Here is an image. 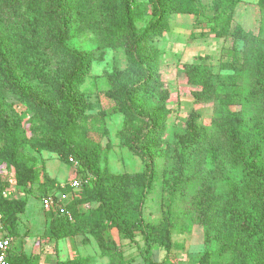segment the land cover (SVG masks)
<instances>
[{
    "label": "trees",
    "instance_id": "1",
    "mask_svg": "<svg viewBox=\"0 0 264 264\" xmlns=\"http://www.w3.org/2000/svg\"><path fill=\"white\" fill-rule=\"evenodd\" d=\"M239 2L211 0L215 36L242 43L240 55L225 62L231 73L181 63L187 83L194 87V101L211 103L214 116L203 125L199 109H191L183 128L165 142L170 90L162 79L155 41L168 31L172 14L199 18L203 8L198 0H0V161L13 166L16 189L30 187L37 179L36 170L19 158L26 145L73 162L81 180L77 200L69 199L74 191L69 185L41 195H68L65 206L71 219L50 211L53 237L90 230L101 253L113 258L118 245L101 233L113 227L136 245L143 264H167L156 261L153 250L157 244L168 253L174 245L168 237L175 226L171 210L158 224L145 221L140 210L154 176L152 163L164 154L171 166L162 171L163 189L173 201L189 194L190 219L204 226L203 264L213 254L221 256L217 264H264V38L232 24ZM257 4L264 7V0ZM148 8L151 18L137 27L135 22ZM86 29L95 34V49L79 51L66 45ZM117 47L123 48L127 66L108 73L111 87L106 94L125 118L121 145L143 162V169L134 173L100 169V146L87 136V103L79 90L92 60L101 58L105 48ZM54 63L62 64L59 73L52 70ZM14 102L33 113L36 131L30 140ZM7 186L0 179V231L12 238L7 263L35 264L32 256L13 251L16 215L24 210L25 199L3 195ZM78 202L97 205L80 212ZM83 263L82 258L58 262Z\"/></svg>",
    "mask_w": 264,
    "mask_h": 264
},
{
    "label": "rangeland",
    "instance_id": "2",
    "mask_svg": "<svg viewBox=\"0 0 264 264\" xmlns=\"http://www.w3.org/2000/svg\"><path fill=\"white\" fill-rule=\"evenodd\" d=\"M258 0H240L232 18V24L240 25L245 31L264 38V7L257 4ZM203 8V14L195 18L189 14H172L168 31L156 38L160 55V71L165 86L170 90L167 105L169 117L167 129L162 136L163 141L170 142L175 131L181 130L185 124L188 112L195 108L200 111L199 123L207 125L214 116L211 103H196L191 96L194 88L186 81V75L181 63L206 64L213 71L229 74L226 61L235 55H240L241 41L231 36L216 37L211 30L212 16L211 0H198ZM151 18L149 8L142 20L135 25L143 27ZM97 40L91 29H86L69 38L66 45L76 50H89L97 47ZM127 66V56L122 47L105 48L99 59L92 60L79 90L84 93L88 114L85 122L87 136L100 146L99 167L107 169L112 174L134 173L143 169V162L128 148L121 145L119 133L124 124L123 113L117 111V102L107 96L106 91L111 84L108 73L124 71ZM61 63H54L52 70L58 72ZM13 107L21 118V127L26 139L30 140L36 131V121L33 113L19 102ZM100 117V121L96 118ZM0 140V149L2 148ZM19 158L37 172V179L30 187L13 188L18 199H25L24 210L16 215L17 236L13 239V251L32 256L35 264H58L68 259L82 258L83 264H143L136 245L123 238L113 228L103 229L105 239L118 245L116 257L101 253L97 242L89 230L84 233L72 234L55 238L51 234L50 225L53 214L44 212L41 205V195L51 191L68 189V183L78 174L73 164L62 162L58 155L48 150H34L28 145L19 150ZM154 176L146 190L140 205L142 218L150 223L158 224L171 210L170 218L175 226L169 230V239L174 244L170 251L154 245L153 258L156 261L165 260L167 264H203L202 254L205 250L204 226L190 219V195L182 193L173 201L168 192L163 189V169L171 166L170 160L160 154L152 163ZM15 170L12 165L0 161V179L13 187ZM69 199H78L81 195L77 190L71 192ZM97 205L92 203H77V210L87 211ZM68 215L71 217L70 212ZM68 217V216H67ZM69 219V217H68ZM1 227V223H0ZM135 239L142 244L141 236L134 232ZM213 249V247H211ZM221 256L213 254L206 264H217Z\"/></svg>",
    "mask_w": 264,
    "mask_h": 264
},
{
    "label": "built area",
    "instance_id": "3",
    "mask_svg": "<svg viewBox=\"0 0 264 264\" xmlns=\"http://www.w3.org/2000/svg\"><path fill=\"white\" fill-rule=\"evenodd\" d=\"M68 185L73 190H78L81 186V180L75 177L71 181H69ZM13 188L14 187L7 186L6 188L3 189L2 194L8 197L12 196L14 194ZM40 198L43 209L47 211L56 209L60 214H65L66 216L69 217V219H71V217L68 215L65 206V203L68 199V195L65 192L60 191L55 196L46 195ZM11 243H12V238L10 236L3 235L2 232L0 231V264H8L7 253Z\"/></svg>",
    "mask_w": 264,
    "mask_h": 264
},
{
    "label": "crops",
    "instance_id": "4",
    "mask_svg": "<svg viewBox=\"0 0 264 264\" xmlns=\"http://www.w3.org/2000/svg\"><path fill=\"white\" fill-rule=\"evenodd\" d=\"M41 208H42V207H41ZM42 210H43L44 212H48L47 210H45V209H43V208H42Z\"/></svg>",
    "mask_w": 264,
    "mask_h": 264
}]
</instances>
